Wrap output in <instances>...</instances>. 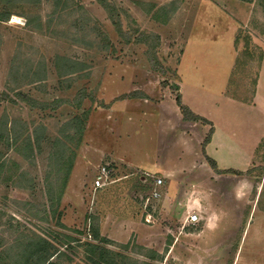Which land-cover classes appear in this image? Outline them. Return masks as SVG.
<instances>
[{
    "label": "rangeland",
    "instance_id": "1",
    "mask_svg": "<svg viewBox=\"0 0 264 264\" xmlns=\"http://www.w3.org/2000/svg\"><path fill=\"white\" fill-rule=\"evenodd\" d=\"M258 2L0 0V133L12 131L9 150L0 140V264L38 238L64 252L57 264H94L85 243L106 250L101 264H264ZM188 41L187 61L202 63L190 74L210 89L187 101L216 123L218 164L210 123L192 132L165 117ZM105 163L112 183L93 194Z\"/></svg>",
    "mask_w": 264,
    "mask_h": 264
},
{
    "label": "crops",
    "instance_id": "2",
    "mask_svg": "<svg viewBox=\"0 0 264 264\" xmlns=\"http://www.w3.org/2000/svg\"><path fill=\"white\" fill-rule=\"evenodd\" d=\"M190 43H192V41L186 42L184 50H183V53L181 55V59H180L179 63L176 66V74H177L178 80H179L178 81L179 96L181 98L182 104L185 107H187L194 115H196V116H198L200 118H203L204 120L207 121V123H210L212 125L214 133H213V135L211 137L210 142L206 146L205 150H206V154L209 155V156H212L211 159H214L217 162L218 148H215V150H214L212 155L210 154L211 153L210 149L213 147L212 143L215 142L216 138L218 137V130H217L216 123H215L214 119L211 117V115L205 114L204 112H202V113L201 112H197L195 109H193L192 105L187 101V97L190 96V92H193V94H195L196 97L200 98V97L203 96V94L207 95L205 93V91L209 92L208 89H210V86H209L210 80L208 81V79H206L204 77L198 78L196 76H191V74H190L191 70L194 71V69L196 67H201L202 66V63H196L194 61L191 62L192 60L191 61H187V60H189L188 57H187L189 50H187V48L190 45ZM233 58H234V51H233V44H232L231 64H230V66L231 65L233 66ZM230 66H229V68H230ZM223 67H224V64H223ZM224 70L225 69H223L222 76L221 77L219 76L220 79L215 80L217 82V85L214 88H215L216 92L218 93V95H217L218 97H217L216 100H218V98H219V99H223V101H225L224 94H225V90H226V87H227L226 82H227V79H228L227 76L229 74V69L227 68L225 70V72H224ZM262 71H264V65H262L260 79L262 77L261 76L262 75ZM186 76H188L189 78L192 79V81H190V84H188L185 81L186 80ZM259 84H260V80H259L258 86H259ZM171 98H173V97H171ZM161 106H162V103L160 102L157 105V109H163ZM173 108L174 109H171L170 112H169V113H171V115H165V117L166 118H172L176 122V124L178 126L183 127V128H185V129H187L189 131H192V132H194V130L197 129V128H201L202 130L206 129V125L204 123H200L199 124V123H193L191 121H184L182 119V117H181V113H180L179 108L177 107V105H175V107H173ZM202 139L203 138L201 137V138L198 139V141L200 142ZM98 154L100 155V153H98ZM101 154H102L101 156H103L105 153L101 152ZM117 159H119V160H117ZM115 160L116 161L125 162L124 158H122V156L121 157H117V158L115 157ZM217 164H218V162H217ZM129 165H131V164H129ZM132 166H134V165H132ZM147 175H149V174H147Z\"/></svg>",
    "mask_w": 264,
    "mask_h": 264
},
{
    "label": "trees",
    "instance_id": "3",
    "mask_svg": "<svg viewBox=\"0 0 264 264\" xmlns=\"http://www.w3.org/2000/svg\"><path fill=\"white\" fill-rule=\"evenodd\" d=\"M259 6L264 9V0H258ZM250 2V1H249ZM8 16H5L3 18H0V21H6L8 19ZM175 103L177 107L179 108V111L183 118L187 121H201L206 123L202 118L195 116L191 113V111L185 107L182 102L180 96L175 97ZM212 134V130H210L208 136L206 137L204 143H208L210 140V136ZM12 131L10 128H8L7 124L4 126L3 132L0 133V140L3 141V143L6 146V149L9 150L12 142ZM205 155V154H204ZM3 154L0 150V169L3 167ZM207 162L213 169L216 168L215 163L207 158ZM227 173V172H226ZM91 229V228H90ZM91 239L93 241L98 240V234L97 232L93 231L90 235ZM64 246V244L62 245ZM70 245L66 244L65 249L69 247ZM85 248L86 253L89 255L88 259L94 263V264H101L104 262L100 258L105 257L106 250L102 247H100L98 244H90L85 243L83 244ZM64 254V252L60 251L59 249H55V246L52 245L48 240L43 238H38L35 241H28L22 248L21 255L18 256L15 259L14 264H57V260ZM99 258V262H95V259ZM6 264V263H3ZM127 264V263H126ZM131 264V263H128Z\"/></svg>",
    "mask_w": 264,
    "mask_h": 264
},
{
    "label": "built area",
    "instance_id": "4",
    "mask_svg": "<svg viewBox=\"0 0 264 264\" xmlns=\"http://www.w3.org/2000/svg\"><path fill=\"white\" fill-rule=\"evenodd\" d=\"M111 177L112 169L109 167V164L105 163L99 166L94 178L92 179L90 191L95 194L98 191L104 190L107 186L112 183ZM161 184L162 181L160 179H156L154 181L153 189L149 192L150 199H155L159 197L157 189L160 187ZM186 221L187 223L194 225L199 222V218L196 214H191L187 217ZM146 222L149 223L147 219Z\"/></svg>",
    "mask_w": 264,
    "mask_h": 264
}]
</instances>
